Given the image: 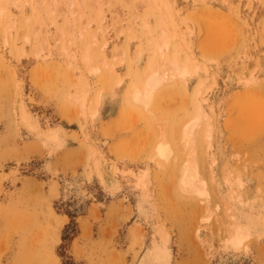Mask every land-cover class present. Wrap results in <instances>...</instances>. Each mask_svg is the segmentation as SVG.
Instances as JSON below:
<instances>
[{
    "label": "rangeland",
    "instance_id": "obj_1",
    "mask_svg": "<svg viewBox=\"0 0 264 264\" xmlns=\"http://www.w3.org/2000/svg\"><path fill=\"white\" fill-rule=\"evenodd\" d=\"M0 9V264H264V0ZM157 69L144 110L128 94ZM187 155L204 195L180 189Z\"/></svg>",
    "mask_w": 264,
    "mask_h": 264
},
{
    "label": "bare ground",
    "instance_id": "obj_2",
    "mask_svg": "<svg viewBox=\"0 0 264 264\" xmlns=\"http://www.w3.org/2000/svg\"><path fill=\"white\" fill-rule=\"evenodd\" d=\"M3 11H4V9H0V12L3 13ZM88 27H90V23H88ZM94 37L96 38V35ZM92 39H94V38H92ZM161 42H160V44H161ZM156 45L158 46L157 48L160 47L158 45V43ZM165 45H168V44H165ZM166 48H168V47H166ZM168 63H169L170 68L172 70L176 71L180 76H182L184 78L185 65L180 64L179 57H174V58L169 59ZM186 63L188 65V62H186ZM149 65H151V64H149ZM153 66H154V64H153ZM187 71H188V69H187ZM159 72L160 71H158V69H157L154 71L144 73L139 78L138 82H136L132 85V87L129 91V94H128L129 101L132 102L134 105L138 106L139 108L141 107L144 110H149V108L151 107V105L154 101L156 91L160 87L164 86V84L168 81L167 74L166 73L160 74ZM253 82H256V80L253 79ZM248 85H250V83ZM204 121L208 122L209 117L206 114V112L204 111L202 104H199L198 106H196V111L192 117H190L189 119H186V121H184L181 125L174 128L173 133H174V137H175V141H176L177 146L185 152L187 151V149L190 148V146H193L194 143H196L195 142L196 141V133H197L196 129L199 128L202 125V123H204ZM161 123L165 126L167 125V123L164 121H162ZM194 148H195V146H194ZM194 151L195 150L192 149L193 154H194ZM173 152H174V147H172L171 144L167 141H164L159 146V154L162 158L169 159V157L172 155ZM188 155L190 156L192 154H188ZM188 155L186 156L185 160L183 161L184 163H182V165L180 166V168H181L180 177H179L180 178L179 179L180 189L182 190V192H184L188 195H204L206 192V189H205V185L203 183L199 182V177H200L199 174L200 173H198V171H197L198 167H197L196 163H194L190 160ZM245 235H246L245 232L243 230H240L241 238L245 237Z\"/></svg>",
    "mask_w": 264,
    "mask_h": 264
}]
</instances>
